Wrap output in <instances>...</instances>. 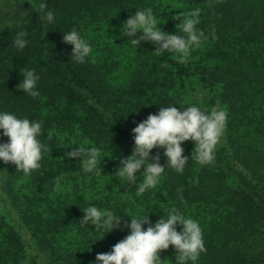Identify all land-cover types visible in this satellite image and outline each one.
Returning a JSON list of instances; mask_svg holds the SVG:
<instances>
[{"label": "trees", "instance_id": "1", "mask_svg": "<svg viewBox=\"0 0 264 264\" xmlns=\"http://www.w3.org/2000/svg\"><path fill=\"white\" fill-rule=\"evenodd\" d=\"M6 2L0 113L41 123L38 139L52 151L27 176L0 160V264H95L97 253L110 252L129 234L130 217L149 215L155 224L173 207L202 229L206 252L195 264H264V0ZM41 2L53 13L51 23L34 11ZM148 8L162 30L180 35L177 15L182 20L198 9L196 27L206 39L183 62L175 53L158 56L151 42L132 45L121 27ZM73 29L92 48L83 63L63 42ZM20 31L27 33L23 50L11 44ZM25 70L39 76L35 98L16 87ZM171 105L227 111L215 158L204 165L191 160L195 143L183 142L189 157L183 172L166 166L156 187L137 194V184L114 173L132 153L136 124ZM7 139L0 130V143ZM76 146L100 150V175L84 172L78 158H65ZM163 152L150 155L160 153L166 165ZM88 206L121 216L120 228L80 227ZM165 258L176 264L173 246L161 253Z\"/></svg>", "mask_w": 264, "mask_h": 264}, {"label": "clouds", "instance_id": "2", "mask_svg": "<svg viewBox=\"0 0 264 264\" xmlns=\"http://www.w3.org/2000/svg\"><path fill=\"white\" fill-rule=\"evenodd\" d=\"M47 4L41 2L36 11L43 14L39 18L51 23L53 13L46 11ZM177 19L180 23L176 28L180 34H170L159 27L158 20L151 8L136 10L122 25L120 35L128 37L132 45L141 42L154 44L158 56L165 53L178 54L183 62L190 54L193 47H198L204 33L197 29L199 23V10L183 14V19ZM177 31V32H178ZM142 35L137 37V33ZM46 33V32H45ZM27 33L20 31L16 34L12 43L18 50H23L28 41ZM45 36V34H44ZM136 37V38H134ZM63 42L72 45L70 57L80 63L89 57L91 45L81 38L75 30L63 34ZM22 81L16 86L18 90L32 96L39 95L34 90L37 87L39 76L34 70L20 71ZM228 119L227 111L213 107L210 111L202 110L198 106H188L184 109L168 106L160 107L158 113L149 114L146 119L136 124L131 130L134 147L131 155L120 159V167L115 171V177L124 178L129 184H137V194L144 193L147 189L158 185L159 179L165 170L170 167L178 173H182L189 157L184 155L182 143L193 141L195 147L192 150L191 160L204 165L214 160L216 145L219 143ZM42 125L39 122L30 121L27 118L19 119L14 114L0 113V130L7 142L0 143V160L5 165L11 163L16 166V171H22L24 175H30L41 167L42 153L52 151L38 139ZM164 149L163 155L167 158L166 165L160 163V153L151 156L153 149ZM65 158H78L81 168L86 173H102L100 150L96 147L85 148L76 146L65 153ZM144 168L143 179L137 183V172ZM57 177V187H59ZM84 213L79 221L80 227L91 224L97 231L110 233L119 229L121 216H116L108 210H101L96 206H88L81 209ZM144 225H148L145 229ZM177 225L181 231H177ZM124 227L130 229L128 235L114 244L110 252L97 253L95 264H165L161 259V253L173 246L176 253V264L195 262L202 252H206L203 240V232L199 223L184 215L173 207L163 217L152 224L147 216L130 217V223L125 222Z\"/></svg>", "mask_w": 264, "mask_h": 264}, {"label": "rangeland", "instance_id": "3", "mask_svg": "<svg viewBox=\"0 0 264 264\" xmlns=\"http://www.w3.org/2000/svg\"><path fill=\"white\" fill-rule=\"evenodd\" d=\"M7 0H0V12L5 13L8 10V2ZM10 5V4H9Z\"/></svg>", "mask_w": 264, "mask_h": 264}]
</instances>
